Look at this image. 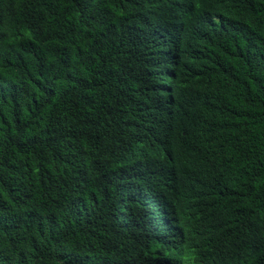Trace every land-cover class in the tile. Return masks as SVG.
<instances>
[{
  "label": "trees",
  "instance_id": "16d2710c",
  "mask_svg": "<svg viewBox=\"0 0 264 264\" xmlns=\"http://www.w3.org/2000/svg\"><path fill=\"white\" fill-rule=\"evenodd\" d=\"M102 1L0 0V264H75L73 253L94 251L105 230H81L105 211L84 194L91 178L127 157L148 167L187 165L214 229L232 207L218 188L264 200V0H223L206 37L180 23L162 28L137 0L136 19L120 18L114 38L105 27L90 29ZM116 115L128 127L111 157L102 122ZM58 118L81 145L93 138L87 168L63 162ZM43 136L45 155L33 162L29 152ZM159 142L174 147L172 157L145 161ZM239 220L256 234L264 213Z\"/></svg>",
  "mask_w": 264,
  "mask_h": 264
},
{
  "label": "clouds",
  "instance_id": "9594fccd",
  "mask_svg": "<svg viewBox=\"0 0 264 264\" xmlns=\"http://www.w3.org/2000/svg\"><path fill=\"white\" fill-rule=\"evenodd\" d=\"M136 1L103 0L90 29L105 27L114 38L120 18L136 19L131 12L132 3ZM139 1L162 28L180 23L193 35L201 37L213 30L210 18L217 19L224 5L223 0ZM171 44L176 73L177 50L174 43ZM58 120L64 129L57 144L63 162L87 168L94 159L93 138H89L86 146L81 145L77 130L68 126L70 122L63 118ZM102 126L101 143L106 153L111 157L118 155L127 121L116 115L104 120ZM173 149L162 142L153 143L145 161L159 158L165 161L172 157ZM45 151L43 136L28 157L36 162ZM190 173L187 165L180 169L164 165L148 167L135 156L107 165L90 179L91 185L84 194L91 208H103L105 212L81 230L90 234V225L97 224L105 230L104 236L100 244L96 243L94 251L84 249L90 254L73 253L75 264H264V225L259 226L256 234H250L239 220L240 217L256 220L264 213L262 195L242 188L231 191L218 188L223 197L231 199L232 207L228 210L231 214L228 220L221 222L220 229H214L213 214L203 210L199 190L191 186ZM105 175L114 181V187L100 181ZM110 231L120 236L118 244L106 234ZM66 248L78 250L70 241Z\"/></svg>",
  "mask_w": 264,
  "mask_h": 264
}]
</instances>
